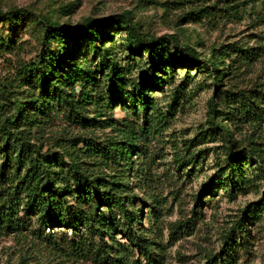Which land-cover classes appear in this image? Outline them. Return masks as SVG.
Segmentation results:
<instances>
[{"label": "rangeland", "instance_id": "obj_1", "mask_svg": "<svg viewBox=\"0 0 264 264\" xmlns=\"http://www.w3.org/2000/svg\"><path fill=\"white\" fill-rule=\"evenodd\" d=\"M230 3L225 0H0L3 10L11 6L27 8L67 25H75L85 17L101 19L122 14L148 36L173 34L180 44L193 46L201 60L208 58L212 48L238 47L248 53L249 60L223 76L216 85L204 68L175 64L171 72L162 74L166 83L147 91L154 98V108L146 114L148 117L153 113L151 120L143 118V112L136 110L128 99H119L109 107L84 105L80 110L84 122L60 108L32 130L30 142L42 153L56 151L65 166L77 156L83 170L95 177L110 180L114 175L118 179L128 174L127 181L135 196L133 203L141 209L134 225L153 243L158 260L155 264H206L207 257L220 250L223 235L241 218L243 228L234 235L235 263L264 262V171L259 163L248 158L249 186L240 190L218 183L229 150L223 132L217 130L211 134L210 129L212 99L217 109L216 121L228 129V137L237 146L235 151L248 149L250 142L264 141V122H245L228 113L224 117L230 120H219L220 110L231 111L228 107L231 104L222 99V92L257 89L264 93V2L248 6L237 18L208 19L203 16L205 12H196L205 6L224 7ZM111 29L103 40L85 37L82 42L63 49L58 44H46L36 22L28 20L16 26L0 22V82L8 85L9 90L14 89L15 96L20 95V91L31 86L20 80L19 69L56 50L64 57L60 73L77 70L94 79L91 95L98 102L107 88L104 73L108 70L102 68L106 56L124 72L129 94L137 92L134 85L142 79L148 52L132 53L126 41L128 31L114 26ZM105 50L109 55H104ZM230 61L231 57H225L224 67ZM80 86L74 85V94L80 93ZM128 127L138 137L133 140L136 147L129 159L130 167L123 160L119 164L105 160L106 164L104 159L86 156L88 147L126 141L123 131ZM191 156L194 158L190 159ZM7 185L8 182L0 181V192ZM69 203H73L72 198ZM250 203L257 205L256 216L243 214ZM98 209L108 221L120 219L116 208ZM12 220L0 223V264H97L92 254L81 255L73 250L85 239L92 245L101 243L98 236L85 228L42 225L34 213L26 212L22 206ZM175 225L181 227L173 231ZM114 236L121 245L127 243L120 229ZM104 239L110 243L109 237ZM129 251L133 260H137L133 264L148 263L135 250Z\"/></svg>", "mask_w": 264, "mask_h": 264}, {"label": "trees", "instance_id": "obj_2", "mask_svg": "<svg viewBox=\"0 0 264 264\" xmlns=\"http://www.w3.org/2000/svg\"><path fill=\"white\" fill-rule=\"evenodd\" d=\"M227 1L231 3L224 7L205 6L196 12H205L203 16L208 19L237 18L248 6L264 2V0H225ZM28 20L40 25L46 44H58L63 49L82 42L85 37L103 40L112 31L113 26L123 28L128 31L126 41L129 50L132 53L147 51L148 63L140 83L134 85L137 92L133 91L129 94L126 90L128 79L124 72L111 63L110 57H104L102 68L108 70L104 73L107 88L100 97V102L91 95V89L95 84L90 76L77 70L60 73L64 57L59 56L56 50L46 52L39 60L19 69L20 80L31 86L28 90L20 91V95L15 96L14 89L9 90L8 85L0 82V181L8 182L4 192H0V223L12 222L13 214L19 206H22L26 212L34 213L42 225H66L72 229L81 226L93 236H98L101 243L92 245L85 239L84 242L77 243V247L73 249L81 255L92 254L97 264H133L137 260H133L129 249L148 259L147 264L157 263L158 260L155 258L157 255L152 248L153 243L134 225L140 218L141 209L133 203L135 196L127 181L128 174H123L124 177L118 179H115L114 175L110 180L95 177L83 170L80 166L82 161L77 156L74 157L75 159L72 158L70 165L65 166L62 156L56 151L42 153L34 143L30 142L32 130L39 128L45 118L50 117L60 108L74 119L84 122L85 117L80 111L84 105L109 107L119 99H128L136 110L143 112V118L151 120L153 113H149L148 117L146 114L149 110H153L154 98L149 96L147 91L153 86L161 87L166 83L164 75L168 73L167 70L171 72L175 64L187 63L195 68H204L210 72L211 80L216 85L223 76L245 64L249 60L248 53L238 47L230 50H225L223 47L212 48L208 58L201 60L193 46L180 44L173 34L148 36L136 23L122 14L101 19L85 17L75 25H67L27 8L11 6L3 10L0 7V22L16 26ZM106 51L104 55H109ZM225 57H231L227 67L223 65ZM220 65L223 67L219 68ZM76 83L81 85L78 95L73 92ZM67 87H70L68 91ZM10 88H14V84H10ZM222 96V99L231 104L228 106L231 111L220 110L219 120H230L224 117L228 113L237 115L245 122H264V93H260L257 89L236 92L226 90L222 92ZM209 102L213 119L210 121L211 134L221 130L227 137L229 150V159L225 171L217 177L220 180L218 183L241 190L244 186L250 185V177L246 174L248 158L250 162L259 163V167L264 171V141L250 142L248 149L239 148L235 151L237 147L235 141L228 137V129L216 121L217 109L212 99ZM127 124L123 125L128 126ZM128 128L123 131L126 141L123 143L114 141L110 146L88 147L86 156L104 159L103 163L106 164L108 163L105 160H110L109 164H119L123 160L124 165L130 167L132 163L129 159L136 147L133 140L138 137L133 128ZM70 198L73 199V203H69ZM100 206L116 208L120 219L108 221L102 217L98 209ZM258 211L256 203H250L243 214L253 217ZM122 218L123 222H121ZM243 225L242 218L232 225L222 237L220 250L208 256L206 264H236L233 258L236 243L234 235L243 228ZM179 227L181 225H175L173 231L178 230ZM119 229L127 241L125 245H121L115 239L114 234ZM106 236L109 237L110 243L105 241ZM112 241L114 244L111 243Z\"/></svg>", "mask_w": 264, "mask_h": 264}]
</instances>
